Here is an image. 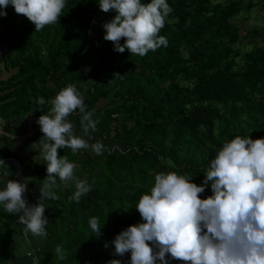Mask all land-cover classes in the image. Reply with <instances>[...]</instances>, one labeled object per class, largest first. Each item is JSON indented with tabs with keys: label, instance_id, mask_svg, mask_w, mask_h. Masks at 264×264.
<instances>
[{
	"label": "trees",
	"instance_id": "1",
	"mask_svg": "<svg viewBox=\"0 0 264 264\" xmlns=\"http://www.w3.org/2000/svg\"><path fill=\"white\" fill-rule=\"evenodd\" d=\"M166 2L172 12L159 34L167 46L142 57L127 49L119 53L104 40L103 24L116 13L103 12L98 0H66L59 22L39 32L12 6L0 17V62L4 71L14 72L0 81V118L20 117L22 128L31 114H48L51 99L73 84L99 120L97 131L83 136L79 113L69 116L77 122L76 135L110 147L105 156L58 149L78 166L76 176L87 175L91 191L76 203L69 199L74 185H60L59 199L43 201L47 236L25 237L37 264H46L47 258L50 264H107L112 259L128 264L131 253L113 255L111 242L143 222L135 207L154 186L155 175L176 172L199 186L225 142L238 135L264 138V45L257 44V31L241 35L234 23L242 10L253 8V0ZM258 4L264 9V0ZM244 41L251 47L242 54ZM41 97L43 105L37 102ZM7 140L0 136L7 151L2 159L12 158ZM118 143L122 149L113 146ZM17 161L26 196L35 205L46 161L42 156ZM7 179L16 180L0 172V189ZM199 195H212L210 185ZM14 217L0 205V264H16L9 249L15 241ZM90 217L98 218L99 234L90 229ZM57 245L65 250V260L56 256ZM167 255L169 264H187Z\"/></svg>",
	"mask_w": 264,
	"mask_h": 264
},
{
	"label": "clouds",
	"instance_id": "2",
	"mask_svg": "<svg viewBox=\"0 0 264 264\" xmlns=\"http://www.w3.org/2000/svg\"><path fill=\"white\" fill-rule=\"evenodd\" d=\"M8 6L27 17L39 32L59 22L66 0H0V17L7 15ZM98 6L105 13H116L103 24V38L113 43L115 51L127 49L142 57L167 46V38L159 34L172 12L166 0H98ZM37 102L43 105L45 100L41 97ZM50 103L48 114L36 121L43 133L39 155L47 165L37 203L30 206L24 198L26 180L7 179L0 189V205L7 213L18 215L17 223L34 237L47 236L49 221L43 201L59 199L56 189L60 185H74L69 199L76 203L91 191L87 181L75 175L76 164L59 155L58 149L90 150L97 155L105 150L101 142L90 144L76 135L68 119L78 112L83 136L97 131L99 120L93 119L94 111L87 109L75 85L61 89ZM0 168L6 169L4 176L11 175L2 158ZM209 185L212 195L201 199L199 194ZM135 209L143 222L128 226L111 242L113 255L131 253L128 264H169L167 254L187 264H264V138L238 135L225 142L199 186L190 176L176 172L155 175L154 186L140 197ZM88 223L99 234L98 218L90 217ZM55 254L59 260L66 259L60 245ZM107 264L122 261L112 259Z\"/></svg>",
	"mask_w": 264,
	"mask_h": 264
},
{
	"label": "rangeland",
	"instance_id": "3",
	"mask_svg": "<svg viewBox=\"0 0 264 264\" xmlns=\"http://www.w3.org/2000/svg\"><path fill=\"white\" fill-rule=\"evenodd\" d=\"M253 8L250 10H242V12L240 13V15L234 19V23L237 24V26L240 28V34L244 35L246 33V31H257L259 33V37L257 38V44L262 46L264 45V42L261 41L262 37L264 36V9L260 7L259 0H253ZM244 45H241V52L242 54H244L245 52H247L249 50V48L251 47V45L247 44L245 41L243 42ZM93 61L95 62V59H93ZM34 117H37L35 115L30 116V122L31 124H37L36 121L38 119V117L36 119H32ZM77 122L75 121L74 124H76ZM80 121L77 123L79 124ZM76 124V125H77ZM114 125H112V127H114ZM33 133V132H32ZM75 133H79L77 128L75 130ZM27 134V133H26ZM34 134V133H33ZM28 135V134H27ZM31 136V135H29ZM113 146L115 147H119L120 149H122L121 143L118 144H113ZM110 148V147H109ZM102 156H105L106 154L103 152L101 154ZM79 160H82V158H79ZM4 164L7 166V170L11 173V177H15L17 175V167L11 165L10 161H5ZM6 171L5 168H0V172L1 173V177L5 178L7 176H4V172ZM22 172V171H21ZM75 172H78V166L76 165V169ZM8 176V177H9ZM21 178H23V176H20ZM79 179L82 180H88L87 175L86 174H82L77 176ZM23 183H24V179H23ZM62 188L65 185H61ZM33 186H31L29 188V190H32ZM28 190V188H27ZM27 192V191H26ZM25 192V194H26ZM28 205L31 206L30 201L27 200ZM12 221V226L13 229H15L13 236H14V244L10 246V250H12L15 255H16V264H37L36 262V258L32 255V251L29 247V244L27 243V240L25 239L26 237V233L24 230V225L17 223L18 221V216L15 215V217L13 219H11ZM23 228V230H22ZM48 261L46 264H50V259L47 258Z\"/></svg>",
	"mask_w": 264,
	"mask_h": 264
},
{
	"label": "crops",
	"instance_id": "4",
	"mask_svg": "<svg viewBox=\"0 0 264 264\" xmlns=\"http://www.w3.org/2000/svg\"><path fill=\"white\" fill-rule=\"evenodd\" d=\"M12 73L14 72L4 71L3 65L0 62V81L6 80ZM30 116H33V114H31ZM30 116L26 119V125L23 124L22 128L20 127L22 121V118L20 117L16 118L15 120L8 119L6 121L0 118V136H5L8 138L7 144L9 147V153L12 156V158L16 160L19 159L25 161L26 159L29 158L32 159L33 161H38L41 158V155H39L40 152L39 140L43 136V133L40 131V126L38 124H34V123L31 124L30 122L31 120L29 119ZM37 117H34L32 119H36ZM70 121L73 124L75 123L73 118H71ZM74 126H75L74 127V131H75L77 125L74 124ZM23 130L25 131L23 132ZM30 131H33L34 133V134L32 133V136L27 135L30 134ZM6 152L7 151L3 149L2 146H0V157H3Z\"/></svg>",
	"mask_w": 264,
	"mask_h": 264
},
{
	"label": "water",
	"instance_id": "5",
	"mask_svg": "<svg viewBox=\"0 0 264 264\" xmlns=\"http://www.w3.org/2000/svg\"><path fill=\"white\" fill-rule=\"evenodd\" d=\"M32 132H33V131H30V134H28V135H31V136H32ZM3 161H4V162H5V161H10V162H14V163L16 164V166H17V170H18L17 175H16V180L19 181L20 183H23V178L20 177V176L22 175V172H21L22 170H21V168H20V166H19L18 161H17L16 159H14V158H7V159H4ZM23 195H24V198H25L26 201H27L28 198H27L26 194L24 193ZM30 204H31V205H34V204L31 203V202H30Z\"/></svg>",
	"mask_w": 264,
	"mask_h": 264
},
{
	"label": "built area",
	"instance_id": "6",
	"mask_svg": "<svg viewBox=\"0 0 264 264\" xmlns=\"http://www.w3.org/2000/svg\"><path fill=\"white\" fill-rule=\"evenodd\" d=\"M92 22H93V21H92ZM90 138H91V137H90ZM104 149H105V150H104V153H107V152L109 151L110 148H109L108 146H105V145H104Z\"/></svg>",
	"mask_w": 264,
	"mask_h": 264
},
{
	"label": "bare ground",
	"instance_id": "7",
	"mask_svg": "<svg viewBox=\"0 0 264 264\" xmlns=\"http://www.w3.org/2000/svg\"><path fill=\"white\" fill-rule=\"evenodd\" d=\"M11 164H12L13 166L17 167L16 164H15L14 162H11Z\"/></svg>",
	"mask_w": 264,
	"mask_h": 264
}]
</instances>
